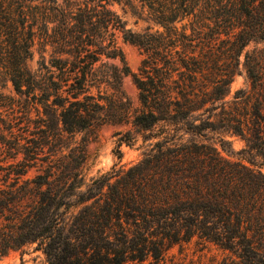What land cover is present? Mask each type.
<instances>
[{
    "label": "trees",
    "instance_id": "1",
    "mask_svg": "<svg viewBox=\"0 0 264 264\" xmlns=\"http://www.w3.org/2000/svg\"><path fill=\"white\" fill-rule=\"evenodd\" d=\"M116 2L148 25L128 27ZM118 32L142 50L138 70ZM243 71L247 84L233 90ZM0 83L16 92L0 89V254L33 246L46 264H264V0H0ZM104 123L125 126L119 158L123 143L148 146L83 187L88 132ZM210 132L241 137L240 156ZM193 240L224 255L169 258Z\"/></svg>",
    "mask_w": 264,
    "mask_h": 264
},
{
    "label": "rangeland",
    "instance_id": "2",
    "mask_svg": "<svg viewBox=\"0 0 264 264\" xmlns=\"http://www.w3.org/2000/svg\"><path fill=\"white\" fill-rule=\"evenodd\" d=\"M113 7L126 20L127 26L132 29L142 30L149 23L146 19L139 18L138 15H136L132 9L124 3L116 2ZM117 40L119 45L123 48L126 59L131 68L133 70H138L143 58V53L140 47L135 43L126 40L121 32H118ZM43 55L48 59L50 57V51H45ZM41 59V52L36 48L34 57L29 59L28 64L32 69H36L39 66ZM110 60L116 62L120 61L118 57L110 58ZM247 82L248 78L246 72L243 71L235 77V80L232 83L233 90L239 86L246 85ZM124 87L127 93L134 100H137L138 88L134 83L132 74L125 76ZM0 89L16 93L11 83H8L6 86H2L0 83ZM121 128L124 129L125 126L104 123L88 132L91 158L88 167L85 170V183L83 187L90 182L93 176L100 175L111 169L115 163H117V167L120 165L127 166L143 156V152L148 145L142 140V138L135 141L133 145L123 143L121 145L123 155L121 158L117 156L118 136L115 135V132ZM82 135L83 133L79 134L78 137L81 138ZM210 135V140H212L225 155L231 157L240 156L238 150L244 145V141L241 137L218 132H210ZM220 137L228 139L229 142H223ZM169 254V258L174 254L175 260H185V262L190 260H203L205 262H210L213 257L216 259L221 258L224 255V252L212 243H198L196 240H193L189 243H185L183 247L176 244L170 249ZM0 264H46V256L41 250H35L33 246H30L25 251L12 250L7 254H0ZM127 264L135 263L130 262Z\"/></svg>",
    "mask_w": 264,
    "mask_h": 264
}]
</instances>
